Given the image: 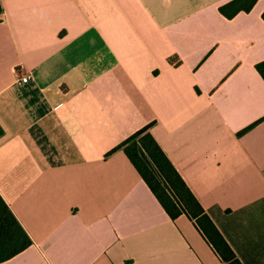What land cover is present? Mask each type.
<instances>
[{
  "label": "crops",
  "instance_id": "obj_1",
  "mask_svg": "<svg viewBox=\"0 0 264 264\" xmlns=\"http://www.w3.org/2000/svg\"><path fill=\"white\" fill-rule=\"evenodd\" d=\"M0 1V193L33 239L0 264H229L111 152L147 124L264 264V0Z\"/></svg>",
  "mask_w": 264,
  "mask_h": 264
},
{
  "label": "trees",
  "instance_id": "obj_2",
  "mask_svg": "<svg viewBox=\"0 0 264 264\" xmlns=\"http://www.w3.org/2000/svg\"><path fill=\"white\" fill-rule=\"evenodd\" d=\"M257 1L230 0L220 6V11L231 18L240 11H250ZM169 59L180 62L177 54ZM256 67L264 77V60L258 62ZM120 148L124 149L172 218L187 214L223 260L229 264H244L154 136L150 124L135 131L111 152ZM32 243L33 239L0 193V262L15 256Z\"/></svg>",
  "mask_w": 264,
  "mask_h": 264
},
{
  "label": "built area",
  "instance_id": "obj_3",
  "mask_svg": "<svg viewBox=\"0 0 264 264\" xmlns=\"http://www.w3.org/2000/svg\"><path fill=\"white\" fill-rule=\"evenodd\" d=\"M31 77H32V75L30 73H26V74L20 76L19 81L21 83H26L31 79Z\"/></svg>",
  "mask_w": 264,
  "mask_h": 264
}]
</instances>
